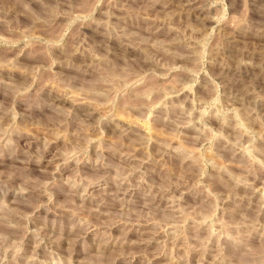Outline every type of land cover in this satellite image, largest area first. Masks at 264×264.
<instances>
[{
  "label": "rangeland",
  "instance_id": "rangeland-1",
  "mask_svg": "<svg viewBox=\"0 0 264 264\" xmlns=\"http://www.w3.org/2000/svg\"><path fill=\"white\" fill-rule=\"evenodd\" d=\"M0 264H264V0H0Z\"/></svg>",
  "mask_w": 264,
  "mask_h": 264
}]
</instances>
